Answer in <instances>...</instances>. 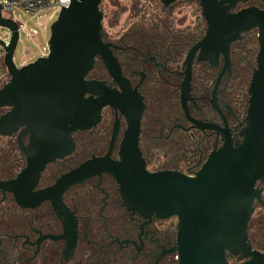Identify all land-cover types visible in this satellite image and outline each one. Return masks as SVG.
<instances>
[{"label": "water", "instance_id": "obj_1", "mask_svg": "<svg viewBox=\"0 0 264 264\" xmlns=\"http://www.w3.org/2000/svg\"><path fill=\"white\" fill-rule=\"evenodd\" d=\"M102 0H69L60 6L49 25L46 53L20 66H15L12 53L17 41V25L0 14V26L10 31L3 48V64L8 79L0 87V106L9 109L0 115V134L20 128L16 141L25 154L26 166L18 176L0 188L13 191L18 204L33 205L49 198L61 221L63 233L47 234L48 238H65L60 256H70L74 240V218L60 201V192L67 185L92 173L108 172L117 183L124 206L143 217L176 216L174 249L175 264H264V252L254 249L247 235L253 202L264 205V10L255 5L241 7L246 0H197L207 23L203 38L189 48L181 80V102L185 117L206 128L216 129L223 144L212 151L193 176L175 171L147 172L137 149L139 116L142 109L136 95L120 75L108 44L103 41ZM163 6L175 0H158ZM264 1V0H263ZM1 7V4H0ZM257 30L258 50L247 87L245 126L241 141L233 145L225 121L214 100V89L227 65V45L241 32ZM224 39V41H223ZM197 46L196 60L208 58L214 67L217 49L224 64L216 76L211 96L224 128L201 123L187 114L185 95L191 56ZM122 94L110 89L104 81L88 79L95 59ZM116 106L127 122L118 149V159H109L111 137L104 156L91 157L61 175L55 183L29 192L38 172L46 162L68 154L73 142L71 133L88 129L99 120L100 108ZM119 116V115H118ZM28 134L24 147L20 136ZM228 255L237 256L230 260Z\"/></svg>", "mask_w": 264, "mask_h": 264}, {"label": "flooded vegetation", "instance_id": "obj_2", "mask_svg": "<svg viewBox=\"0 0 264 264\" xmlns=\"http://www.w3.org/2000/svg\"><path fill=\"white\" fill-rule=\"evenodd\" d=\"M255 5L264 10L263 0H246L241 7ZM156 18L141 15L116 23L103 41L115 58L120 75L142 106L137 134V149L147 172L175 171L193 176L207 156L220 148L223 136L185 117L181 102V80L185 56L190 47L206 33L207 23L197 0H175L163 6L155 4ZM117 27V28H116ZM239 38L225 42L227 65L214 89V100L233 145L241 141L245 126L247 87L258 50L257 30L241 32ZM197 46L189 64L185 95L187 114L201 123L224 128L211 92L217 74L224 64L217 49L216 66L208 58L196 60ZM86 78L104 81L110 89L120 88L96 58ZM8 79L3 74L0 87ZM9 109L0 106V115ZM117 127L109 159H118L119 144L126 128L124 115L114 106ZM114 109L110 104L100 108L99 120L88 129L71 133L73 147L68 154L46 162L29 192L55 183L61 175L91 157L107 152ZM119 115V116H118ZM20 128L0 134V181L15 179L26 166L25 154L18 148ZM28 134L20 136L28 145ZM264 202V186L261 190ZM60 201L74 218L75 240L70 256H60L65 238H48L63 233L61 221L50 199L43 198L28 206L18 204L13 191L0 188V264H175L176 216L143 217L127 209L119 196L117 183L108 172L92 173L62 189ZM259 205L253 202V209ZM262 206V205H260ZM264 206V205H263ZM230 260L237 256L228 255Z\"/></svg>", "mask_w": 264, "mask_h": 264}, {"label": "rangeland", "instance_id": "obj_3", "mask_svg": "<svg viewBox=\"0 0 264 264\" xmlns=\"http://www.w3.org/2000/svg\"><path fill=\"white\" fill-rule=\"evenodd\" d=\"M157 0H102V9L106 14L110 15L109 12L116 10L118 4L124 6V10L120 13L115 23L116 26H120L122 22L126 19H140L141 15H152L156 16L155 4ZM51 14V17H49ZM10 15L13 19H16L21 23L25 29H34L35 34L32 38L24 35L22 30L18 32V39L16 41L15 47L12 53V61L15 66H20L27 63L37 56L44 55L46 53V41L49 34V25L55 19L57 11L51 9L39 10L36 13L24 12L18 7L11 8ZM158 15L156 16V18ZM108 18L104 17L102 20V26L105 32H108L112 28L107 23ZM116 27V28H117ZM0 35L3 38L8 39L6 36V28L0 26ZM41 47H45L41 54ZM264 217V206L256 205L251 214V218H256L257 216Z\"/></svg>", "mask_w": 264, "mask_h": 264}, {"label": "built area", "instance_id": "obj_4", "mask_svg": "<svg viewBox=\"0 0 264 264\" xmlns=\"http://www.w3.org/2000/svg\"><path fill=\"white\" fill-rule=\"evenodd\" d=\"M69 0H0V14L2 17L10 18L13 20L16 25H17V39H18V32L19 30H22L24 35L28 36L29 38H32L33 35L35 34L34 29H25L24 26L19 23L16 19H13L10 15L11 8L13 7H18L22 9L24 12L28 13H36L39 10L43 9H51L53 11H57L60 9V6H65ZM49 17H51V14H49ZM6 36L9 38L10 36V31L6 28ZM8 40V39H7ZM6 38H3L2 35H0V41H2L4 44L7 42ZM43 49L45 47H41L40 51L41 54ZM3 48L0 45V80L1 76L3 74H6V69L3 64Z\"/></svg>", "mask_w": 264, "mask_h": 264}, {"label": "trees", "instance_id": "obj_5", "mask_svg": "<svg viewBox=\"0 0 264 264\" xmlns=\"http://www.w3.org/2000/svg\"><path fill=\"white\" fill-rule=\"evenodd\" d=\"M100 10L102 12V20L103 18H108V24L110 26L115 24L116 19L120 15V13L124 10V6L118 4L116 6V10L110 11L109 14H106L102 9V4H100ZM248 240L251 246L261 252H264V217L257 216L256 218H251L248 223L247 230Z\"/></svg>", "mask_w": 264, "mask_h": 264}]
</instances>
